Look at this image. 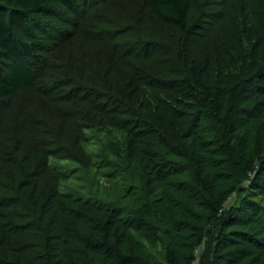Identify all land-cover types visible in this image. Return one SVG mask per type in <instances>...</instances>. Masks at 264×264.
Listing matches in <instances>:
<instances>
[{"label": "trees", "instance_id": "16d2710c", "mask_svg": "<svg viewBox=\"0 0 264 264\" xmlns=\"http://www.w3.org/2000/svg\"><path fill=\"white\" fill-rule=\"evenodd\" d=\"M197 261L264 264V0H0V264Z\"/></svg>", "mask_w": 264, "mask_h": 264}, {"label": "rangeland", "instance_id": "374dc122", "mask_svg": "<svg viewBox=\"0 0 264 264\" xmlns=\"http://www.w3.org/2000/svg\"><path fill=\"white\" fill-rule=\"evenodd\" d=\"M65 162H67V161H62V163H65ZM194 264H199V263H198V261H197V262H195Z\"/></svg>", "mask_w": 264, "mask_h": 264}]
</instances>
